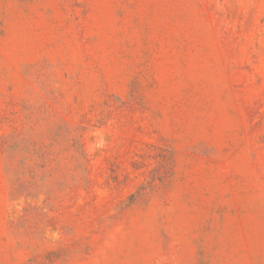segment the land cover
<instances>
[{"label": "rangeland", "instance_id": "374dc122", "mask_svg": "<svg viewBox=\"0 0 264 264\" xmlns=\"http://www.w3.org/2000/svg\"><path fill=\"white\" fill-rule=\"evenodd\" d=\"M0 264H264V0H0Z\"/></svg>", "mask_w": 264, "mask_h": 264}]
</instances>
